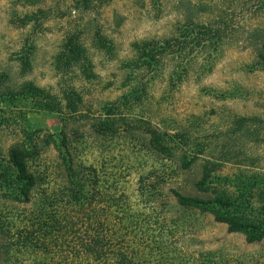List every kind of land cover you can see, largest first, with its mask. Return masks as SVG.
Instances as JSON below:
<instances>
[{
    "label": "rangeland",
    "instance_id": "rangeland-1",
    "mask_svg": "<svg viewBox=\"0 0 264 264\" xmlns=\"http://www.w3.org/2000/svg\"><path fill=\"white\" fill-rule=\"evenodd\" d=\"M208 25L218 46L213 40L209 48L194 47L191 36ZM68 35L88 50L89 78L56 66ZM140 42L156 48L154 66L128 80L124 65ZM65 91H74L75 108L87 117L61 123L58 112L44 110L43 96L63 105ZM131 91L136 99L122 98H131ZM0 95V264H50L49 254L35 252L25 240L40 186L29 203L16 202L20 183L8 155L17 143H35L32 170L43 174L53 167L60 179L57 152L44 143L61 128L85 165H99L102 154L114 157L110 171L126 181L140 207L150 205L165 218L198 264H264V239L247 243L242 233L179 206L173 196H211L196 188L205 161L211 163L206 186L235 197L264 180V123L236 122L264 120V0H95L88 6L82 0H0ZM108 109L150 121L174 155L152 151L145 135L124 125L97 149L101 140L90 128L92 117Z\"/></svg>",
    "mask_w": 264,
    "mask_h": 264
},
{
    "label": "trees",
    "instance_id": "trees-1",
    "mask_svg": "<svg viewBox=\"0 0 264 264\" xmlns=\"http://www.w3.org/2000/svg\"><path fill=\"white\" fill-rule=\"evenodd\" d=\"M91 1L95 0H82V4L88 6ZM217 37L214 26L208 25L200 27L190 40L194 47L209 48L214 43L218 46ZM132 48L135 55L124 65L130 74L128 80L135 78V73L141 69L154 66L156 52L153 45L143 42L134 43ZM54 60L58 69H72L87 78L92 74L88 50L75 35L65 37ZM29 89L40 91L34 85H30ZM135 92H130L131 98L126 94L122 98L136 99ZM74 95V91H65L64 104L56 100L54 105L50 101L52 95L46 94L41 103L47 112H58L62 123V120L79 114L72 98ZM116 108L119 107L116 106L114 111ZM79 115L87 117L82 113ZM92 120L90 128L102 141H99L100 147L96 146L99 150L107 142V137L113 136L118 126L124 125L145 135L152 151L165 156L174 155L162 132L148 120L117 115L111 109L106 110L104 115L92 117ZM236 122L241 127L248 123L262 124L264 120L241 117ZM67 136L61 128L58 134L48 135L44 143L45 147L52 144L57 152V167L63 172L58 180L53 177V167H44L43 174L32 170L31 163L38 155L37 144L26 147L17 143L9 151V162L16 172L15 181L20 183L16 190V202L29 203L33 190L40 186L36 211L31 215L25 237L35 252L49 254L50 264H198V257L183 249L165 218L150 205L144 203L140 207L126 191V181L115 171H110L115 168L114 157L102 154L99 165H85L72 154L71 148L74 147ZM209 165V161L203 163L202 177L196 188L211 196L207 199L194 198L174 191L177 204L210 214L216 222L225 224L228 232L242 233L247 243L262 241L264 180H256L251 188L245 189L244 196L235 197L227 189L206 186L211 172ZM139 179L137 191L142 192L143 181ZM258 181L260 185L254 189ZM142 193L141 197L144 196ZM42 262L39 261V264Z\"/></svg>",
    "mask_w": 264,
    "mask_h": 264
}]
</instances>
